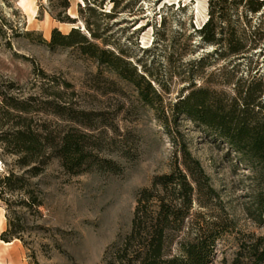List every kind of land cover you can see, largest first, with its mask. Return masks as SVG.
<instances>
[{
    "label": "rangeland",
    "instance_id": "374dc122",
    "mask_svg": "<svg viewBox=\"0 0 264 264\" xmlns=\"http://www.w3.org/2000/svg\"><path fill=\"white\" fill-rule=\"evenodd\" d=\"M34 1L37 15L30 22L20 0H0V102L7 96L23 99L30 109L23 116L35 129L57 139L68 128L91 133L101 143L100 154L118 162L123 172L73 175L51 157L42 172L32 176L27 172L31 166H19L18 155L0 145V177L14 171L25 179L23 190L0 197V264H106L108 248L131 229L138 191L175 167L182 158L181 144L201 161L219 193L211 207L202 210L230 226L212 264H246L249 247L264 235V219L254 216L256 185L238 154L213 131L183 116L169 133L132 83L76 45L47 44L56 27L64 34L78 27L93 39L89 20L102 39L127 54L138 72L147 67L160 77L169 87L165 103L175 102L188 84L179 73L215 49L201 44L196 31L210 16V0H118L114 18L106 16L113 6L110 0L95 11H82V0H69L67 13L77 17L75 22H62L51 14L62 10L61 0ZM230 1L228 20L221 24L238 25L244 33L245 1L237 5ZM262 19L264 9L252 22ZM97 42L103 45L102 40ZM251 53L259 55L258 68L264 73V38L246 53L209 56L203 72L231 61L232 77L233 66ZM246 65L243 61L240 68ZM58 105H68L69 120L54 112ZM81 111L93 113V126L71 119V113ZM195 209H200L198 204ZM5 231L12 242L2 240Z\"/></svg>",
    "mask_w": 264,
    "mask_h": 264
},
{
    "label": "trees",
    "instance_id": "16d2710c",
    "mask_svg": "<svg viewBox=\"0 0 264 264\" xmlns=\"http://www.w3.org/2000/svg\"><path fill=\"white\" fill-rule=\"evenodd\" d=\"M53 1V0H50ZM81 10L95 11L103 8L106 0H82ZM113 6L108 17L118 15V0H110ZM245 1L246 22L244 33L238 25L225 27L231 10L230 0H210L209 18L196 31L201 35V44L215 46L210 54L191 62L187 72L179 73L182 81L188 82L175 102L165 103L164 93L169 87L147 67L138 72L127 55L115 43L96 32L87 20L93 39L73 27L69 33L53 29L50 47L78 46L80 50L115 71L120 77L132 83L141 100L153 108L159 120L172 134V124L181 116L213 131L223 139L236 154L240 163L250 172L256 189L255 218L264 219V73L259 66V55H242L247 61L233 66L231 61L211 73L203 68L209 56L214 54H241L255 49L264 38V19L252 22L255 15L264 9V0H233L234 4ZM81 4V3H80ZM174 3L169 6L173 7ZM62 8L51 14L62 22H75L77 17L67 13L69 0H61ZM105 12V11H102ZM249 15L252 17L249 18ZM263 15V14H262ZM217 19V20H216ZM147 25V24H146ZM248 33V34H247ZM248 36V37H246ZM248 38V39H247ZM102 40L101 46L97 41ZM111 45V46H110ZM176 52V51H175ZM173 51L174 55L175 53ZM241 69V70H240ZM232 84V91H231ZM13 85L9 83V88ZM0 94L3 92L0 90ZM25 101L7 96L0 102V145L8 153L18 155L17 164L28 167L27 172L40 174L51 157H57L66 172L77 175L91 171L121 174L123 167L112 158L100 154L101 143L94 136L78 128L66 129L57 139L35 129L23 113L29 112ZM54 112L69 120L68 105L54 107ZM93 113L81 111L70 114L71 119L91 127ZM4 127H7L4 130ZM181 160L168 172L156 175L151 185L141 188L131 229L111 245L105 257L106 264H212L216 257L217 245L230 230L227 221L213 218L209 209L219 193L201 161L186 144H181ZM24 177L14 171L0 177V197L7 191L23 190ZM198 204L199 210L195 209ZM8 232L1 238L12 242ZM17 239H21L18 237ZM246 264H264V235L256 238L249 247Z\"/></svg>",
    "mask_w": 264,
    "mask_h": 264
},
{
    "label": "bare ground",
    "instance_id": "6f19581e",
    "mask_svg": "<svg viewBox=\"0 0 264 264\" xmlns=\"http://www.w3.org/2000/svg\"><path fill=\"white\" fill-rule=\"evenodd\" d=\"M19 6L29 17L30 22L36 19L38 8L34 0H20Z\"/></svg>",
    "mask_w": 264,
    "mask_h": 264
}]
</instances>
